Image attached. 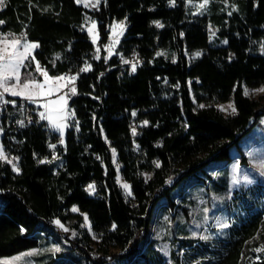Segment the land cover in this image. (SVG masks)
Returning <instances> with one entry per match:
<instances>
[{
  "label": "trees",
  "instance_id": "trees-1",
  "mask_svg": "<svg viewBox=\"0 0 264 264\" xmlns=\"http://www.w3.org/2000/svg\"><path fill=\"white\" fill-rule=\"evenodd\" d=\"M175 1L172 6L170 0H103L89 9L77 0H5L0 29L24 32L39 45L35 61L30 56L23 71L36 73L41 62L51 76L76 74L77 92L70 101L74 124L65 145L45 122L12 126L22 118L21 99L11 97L17 103L5 110L0 104V127H7L3 143L20 156V172L0 160V257L39 248L48 235L60 237L55 219L79 232L73 250L96 264L142 255L151 247L156 205L165 198L174 206L178 187L206 173L211 162L230 158L231 147L262 120L264 96L251 98L243 90L264 84V52L258 50L264 43V0H235L239 7L231 14L195 17L188 15L185 0ZM87 15L98 22L99 57L83 27ZM121 20L128 26L117 53L108 59L111 26ZM213 24L225 44L211 43ZM162 49L170 53L157 55ZM192 51L202 54L190 60ZM85 65L91 67L81 71ZM230 100L235 114L217 106ZM133 117L148 122L136 135ZM50 138L59 142L60 165L43 161L56 158L50 154ZM112 148L131 184L133 203L117 182ZM91 182L100 185L103 197L89 193ZM251 192L264 196L262 186ZM249 195L241 192L246 214L231 225L210 264H264V251H254L264 246V203ZM74 205L88 215L100 238L96 247L82 226L83 215L71 210ZM43 264L67 263L52 259Z\"/></svg>",
  "mask_w": 264,
  "mask_h": 264
},
{
  "label": "rangeland",
  "instance_id": "rangeland-1",
  "mask_svg": "<svg viewBox=\"0 0 264 264\" xmlns=\"http://www.w3.org/2000/svg\"><path fill=\"white\" fill-rule=\"evenodd\" d=\"M103 0H100L95 7L92 3H88L87 8L94 9L98 7ZM5 2V0H4ZM94 2V0H92ZM176 2V1H175ZM203 3V0H185V7L187 13L191 17L213 14V13H227L231 14L234 10L238 9V3L235 0H208V3L204 8H200L199 5ZM80 4L85 6L84 0H81ZM86 7V6H85ZM95 22V28H92V24ZM123 25L122 27H116L115 33L113 28L116 25ZM128 22L126 20L114 21L111 26V32L108 43L105 45L106 56L108 59L112 58L117 53L118 45L123 38ZM83 27L88 31L92 28L90 38L94 42L96 47V56L100 55L99 46V30L98 22L91 15H87L83 22ZM210 41L212 44H225L226 39L220 37L219 29L216 25H210ZM25 33L5 32L0 29V37H7L9 41L18 39L21 43L24 42ZM27 42L28 38L26 36ZM4 47V45H0ZM18 50L23 51V48L17 46ZM7 52L5 55L12 51V46L7 45ZM99 50V51H98ZM258 50L264 52V43L258 44ZM161 53H170L168 49H162ZM202 51H192L188 53L190 60H194L199 56L195 53ZM33 49L30 50V56H33ZM121 60L127 61L124 58ZM125 64V63H124ZM133 66V62L130 63ZM41 67V66H40ZM45 70L43 67H41ZM46 71V70H45ZM46 79L40 72L34 71L24 72L21 68V81L35 80L43 84L42 89H32L30 86L28 92H39V95H33L32 99L36 101H29L23 96H12L10 93H4L3 100L8 103L0 102L1 109L5 110L7 104L12 103L14 100L10 98H19L21 102L26 101L29 105L33 106L37 112V118L40 123L45 122L47 127L51 131H55L59 135V142L63 145L66 143V134L68 129L74 124V115L70 101L73 96L70 89L75 87L77 92L76 83L71 80L63 79L57 81L56 77H63L62 75L51 76ZM15 81H10L14 83ZM249 90L251 98L259 99L264 96V92H253L254 89H260L264 87V84L259 86H245ZM244 87V88H245ZM49 89L51 92L49 94ZM19 90V88L17 89ZM2 91V89H0ZM75 95V94H74ZM64 96L66 105L63 102L56 103L60 97ZM17 102L15 101L14 104ZM229 104H234V100L227 102L217 103V106L221 109L223 106L227 109ZM203 105V104H201ZM225 114H232L231 109L222 110ZM44 112L45 115H51L55 124L48 119L41 120L40 113ZM18 121H23L24 116ZM142 120L141 125H144ZM64 125L62 128L63 136L61 137V131L57 130L55 125ZM76 128H78L76 121ZM7 128V127H6ZM5 127L0 128V145L3 146L4 153L7 157L5 162L11 161V166L19 169L18 159L14 157V154L7 149L3 143L2 137L5 132ZM61 139L63 142H61ZM114 148H112L113 150ZM113 152V151H112ZM44 160L60 165L62 160L60 158H46ZM114 161V160H113ZM9 163V162H8ZM239 164V172L237 179L240 181L238 184L232 183V169L233 165ZM117 169V177L120 178L119 184L122 187L126 198L133 203V192L129 181H127L121 172L122 163L118 160V154L115 150V162ZM264 171V117L262 120L245 135L237 144L230 149V158L215 160L211 162L206 173L198 176V179H192L184 182L174 192L175 205L172 206L168 203L167 199H162L155 208L150 224V232L148 238L151 242V247H146L142 255L137 256L132 260H117L115 258H109L107 264H210L211 261L216 259V251L221 248V241L224 236H227L228 230L231 225L237 220L239 216L246 214L244 201L240 198L242 191H247L250 195L248 198L257 200L259 203H264V196L258 197L253 195L251 188L253 186H262L264 189V176L260 173ZM150 172H145V176L149 177ZM244 176L248 177L247 182L243 179ZM227 180V188L223 187ZM174 177L170 178V183H173ZM127 183L129 189H124L123 184ZM90 184L95 185L96 183L91 182ZM88 188V186H87ZM95 192V191H94ZM94 192H89L93 194ZM131 193L130 195L128 193ZM253 195V196H252ZM258 197V198H257ZM252 199V200H253ZM78 209L83 217L87 216V222L84 221L82 226L85 227L89 234L93 238L92 245L97 246V242L100 240L99 236L95 233L92 228V223L85 212H82L77 205H74ZM72 207V208H73ZM207 210V211H205ZM54 220V224L57 226L60 233V237L48 235L42 239L41 246L27 250L22 253H18L13 256L0 257V264H43L49 260H58L60 262H66L67 264H96L92 259L84 257L79 249L73 250L74 242L79 238V232L72 227L70 224H65L60 221V225H57ZM227 224V228H220L218 225ZM68 231H64V229ZM75 233V235H73ZM206 237V239L204 238ZM190 242V244L184 242ZM187 244V245H186ZM58 246L60 251L53 252L48 251L53 246ZM33 250H36L33 252ZM68 251H72L73 255H66ZM33 252V255H25L26 253ZM95 254L94 252H92ZM19 257V259H15ZM252 264V263H251Z\"/></svg>",
  "mask_w": 264,
  "mask_h": 264
},
{
  "label": "snow or ice",
  "instance_id": "snow-or-ice-1",
  "mask_svg": "<svg viewBox=\"0 0 264 264\" xmlns=\"http://www.w3.org/2000/svg\"><path fill=\"white\" fill-rule=\"evenodd\" d=\"M81 0H77V3H80ZM92 3V6L95 7L96 4H98L100 2V0H94V2H92V0H84L85 6H88V3ZM208 3V0H203V3L199 5L200 8H204L205 5ZM175 4V0H170V5L174 6ZM4 6V0H0V8H2ZM3 21H0V24H2ZM156 23L157 27H163L162 24H160L158 21L154 22ZM123 25H116L113 28V32L115 33V29L116 27H122ZM92 28H95V22H93L92 24ZM92 28H89L88 31L89 33L92 32ZM227 41H225L226 43ZM11 45L12 46V51L10 53L7 54V56L5 55V53L8 51L7 50V45ZM0 45H4V47H0V89H2V91H0V102L3 103H8V101L3 100V96L4 93H10L12 96H23L24 98L31 100L33 95H39V92H28L30 86L32 87V89H42L43 88V84L38 83L35 78H33L32 80H26V81H21V68H26L29 65L25 63L26 60L29 59V55H30V50L31 49H35L37 48L39 45L36 43H28L27 39H26V35L24 37V42L21 43L20 40L18 39H13L11 41H9L7 39V37H0ZM17 46H20L23 48V51L18 50ZM99 51V50H98ZM157 55H162V53H157ZM196 56H199L200 53L197 52L195 53ZM31 59L33 61H35V56H31ZM124 63H128V61H124ZM91 66L88 65L86 66L84 69H81V71H87ZM136 70V65L133 64L132 66V71L134 72ZM36 71L40 72L43 76H45L46 79H52L48 77V73L47 71L43 70L40 67L39 62H36ZM57 81L59 80H63L65 79V77H56L55 78ZM69 80L74 81L75 77H69L67 78ZM15 81L14 83H10V81ZM19 88V90H17ZM71 93L74 95L76 93V89L75 87L70 89ZM244 95L248 96L249 90L245 87L244 88ZM253 92H264V87L260 88V89H254L252 90ZM51 92V89H49V94ZM63 102V105H66V100L64 96H61L59 101H57L56 103H60ZM12 103L14 104L15 101H12ZM200 107H204V105H200ZM227 109H231V112L233 114L236 113V108L233 104H229L227 106ZM225 109L223 106H221V110H227ZM71 115H74V113H71ZM133 115H135V113H133ZM40 119L44 120V119H48L49 121L53 122L55 124V122L53 121V118L51 115H45L44 112L40 113ZM18 123H20L23 126V121H18ZM148 122L144 121V124L146 125ZM57 130L61 131V137L63 136V132H62V128L64 127V125H55ZM135 129H133V135H135ZM61 142H63V140L61 139ZM50 147H55V145H50ZM113 151V160L115 162V149L112 150ZM3 159H7L4 150H3V146L0 145V160ZM9 163H11V161H8ZM43 163V161H41ZM156 167H160V163L159 161L155 162ZM14 170L15 171H19L18 168H16L14 166ZM240 168H239V164H235L233 165V169H232V183L233 184H238L240 181L237 179V174L239 172ZM262 176H264V171H261L260 173ZM243 179L247 182H251L248 180L247 176H244ZM120 178L117 177V182H119ZM124 189H129V185L127 183H124L123 185ZM87 190L89 192H94L95 191V185L94 184H89ZM129 195L131 194L130 192L128 193ZM73 212H77L78 209L76 207H73L71 209ZM207 211V210H205ZM85 221L87 222V216H84ZM55 223L57 225H60V221H55ZM61 227H63V225H60ZM113 227H115V225H113ZM218 227L220 228H227L228 225L225 224H220L218 225ZM64 231H68V229H64ZM73 235H75V233H73ZM206 239V237H204ZM36 250H33V252H35ZM48 251H53V252H58L60 251V248L58 246H53L52 249H48ZM254 251L256 252H260V251H264V246L254 249ZM33 252H29L26 253L25 255H33ZM259 259V257H257ZM15 259H19V257H16Z\"/></svg>",
  "mask_w": 264,
  "mask_h": 264
},
{
  "label": "built area",
  "instance_id": "built-area-1",
  "mask_svg": "<svg viewBox=\"0 0 264 264\" xmlns=\"http://www.w3.org/2000/svg\"><path fill=\"white\" fill-rule=\"evenodd\" d=\"M141 63L142 62H140V64ZM39 64H40L41 67H43L41 65V62H39ZM86 66H88V65H85V67ZM130 73L133 74V73H135V71L133 72L132 71V68H131ZM62 76L65 77V79H67L69 77H75V80L74 81L71 80V81L76 83V80H77V75L76 74H72V73L66 72V73H63ZM67 80H69V79H67ZM20 110H21V112H22V114L24 116V120H25V122L27 124H37V123H39V120H38L37 114H36L37 112L35 111V109H34L33 106L29 105L28 102H26V101L21 102L20 103ZM140 125H141V123L139 121H137L135 119V117H133L132 118V121H131V129H132V131H133V129H135L136 134H138L139 133V130H140L139 129ZM12 126L14 128H17V127L20 126V123L14 122L12 124ZM50 145H55V147L54 148L53 147H50ZM58 145H59V142L58 141H54L52 138H50L48 140V146H49L50 154H51L52 157H56V158L57 157H60V150H59ZM16 156L18 158H20L19 155H16ZM95 183H96V190L93 193V195H98V196L103 197V195L100 193L101 192L100 191L101 190L100 185L97 182H95Z\"/></svg>",
  "mask_w": 264,
  "mask_h": 264
},
{
  "label": "crops",
  "instance_id": "crops-1",
  "mask_svg": "<svg viewBox=\"0 0 264 264\" xmlns=\"http://www.w3.org/2000/svg\"><path fill=\"white\" fill-rule=\"evenodd\" d=\"M28 41H29V43H36V44H38V42L37 41H30L29 39H28ZM37 48H35V49H33V51L35 52V50H36ZM19 97H21V96H19ZM29 101H36V100H34V99H31V100H29ZM37 102V101H36ZM0 128H2V130H3V127H0ZM14 157L15 158H17L18 159V162H19V158L16 156V155H14ZM4 161H5V159H3ZM43 161H46V160H43ZM16 172H20V167H19V171H16Z\"/></svg>",
  "mask_w": 264,
  "mask_h": 264
}]
</instances>
